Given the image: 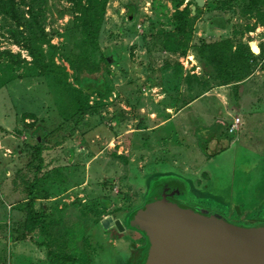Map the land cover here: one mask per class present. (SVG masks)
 Listing matches in <instances>:
<instances>
[{
	"label": "rangeland",
	"instance_id": "obj_1",
	"mask_svg": "<svg viewBox=\"0 0 264 264\" xmlns=\"http://www.w3.org/2000/svg\"><path fill=\"white\" fill-rule=\"evenodd\" d=\"M204 1L108 0L86 36L101 0H0V264H35V244L47 264H127L144 240L125 219L156 175L189 179L200 212L264 211V0ZM197 98L204 118L160 131ZM212 133L210 153L228 148L208 157ZM37 164L60 200L29 234L25 213L1 209L35 193Z\"/></svg>",
	"mask_w": 264,
	"mask_h": 264
},
{
	"label": "water",
	"instance_id": "obj_2",
	"mask_svg": "<svg viewBox=\"0 0 264 264\" xmlns=\"http://www.w3.org/2000/svg\"><path fill=\"white\" fill-rule=\"evenodd\" d=\"M194 3L201 8L205 1ZM192 188L189 179L174 173L148 183L142 204L125 219L124 226L144 240L127 264H264V211L257 222L237 225L216 210L200 212ZM112 224L106 220L102 226Z\"/></svg>",
	"mask_w": 264,
	"mask_h": 264
},
{
	"label": "trees",
	"instance_id": "obj_3",
	"mask_svg": "<svg viewBox=\"0 0 264 264\" xmlns=\"http://www.w3.org/2000/svg\"><path fill=\"white\" fill-rule=\"evenodd\" d=\"M107 1L108 0H101V3H100V16L97 18V17H92L90 15V12L91 10L93 9V5H92V2H89V5H87L85 8L87 9H84V13H85V16L83 17V33L86 35V36H89V30L92 28V27H96V30L98 28V24L100 23V20L102 18V16L104 15V10H105V7H106V4H107ZM177 14H180V13H177ZM176 14V15H177ZM226 43V41H225ZM224 44V43H223ZM211 50L213 51H218L216 49L215 46H211L209 47ZM245 52L246 54L249 53L250 56H252V54L250 53L249 49L247 47H245ZM209 62V65L213 68V70L215 71V73L217 74V76L219 78H221V80L223 79L224 83H231L233 82L234 80V75L232 73H229L227 74V78L224 79L222 77V69L215 65V61L214 59H209L208 60ZM71 93L72 95L75 96V98L78 100V97H79V103L77 104V111H79L81 114H83L85 112V108L87 107L86 105L88 104V99H87V96L86 95H83L81 91L79 90H71ZM89 114V113H87ZM90 114H92V112H90ZM85 116V115H83ZM80 123V121H76L75 123ZM214 140H219L217 137H214L213 133L210 134V135H207L205 141L203 143L200 144L202 150L204 151V153L208 156V157H213L217 154H219L220 152L226 150L228 147L225 145H222L221 143H218V145H220L221 147L220 148H217V146L212 150V152L210 153L209 152V145L212 141ZM218 142V141H217ZM40 149V147H39ZM39 153L41 152V150L38 151ZM37 158L38 160H40V154L37 155ZM121 159L123 161H125L124 157H121ZM38 166V167H37ZM36 166V169H35V181L37 180V174L38 172L40 171L39 169V165L37 164ZM39 169V170H38ZM34 184V183H33ZM193 187V186H192ZM26 197L28 198L27 199V202H25L23 204V208L22 210H24L25 214L27 217H29V228H28V233L31 234L32 231L34 230L36 224L38 223L36 220L38 219L37 215L35 214V211H34V207H33V204H34V199H35V193L34 194H28L26 195ZM136 209V208H135ZM235 209V207H234ZM237 209V207H236ZM134 210V209H133ZM132 210V211H133ZM36 229V228H35ZM49 252H47V256Z\"/></svg>",
	"mask_w": 264,
	"mask_h": 264
},
{
	"label": "crops",
	"instance_id": "obj_4",
	"mask_svg": "<svg viewBox=\"0 0 264 264\" xmlns=\"http://www.w3.org/2000/svg\"><path fill=\"white\" fill-rule=\"evenodd\" d=\"M153 89H158V88L153 87ZM150 90H152V89H150ZM199 100L200 99L197 98L196 100L192 101L188 105L187 109L190 108L191 111L184 112V110L181 109V110L175 112L174 115L165 117L162 120L163 122L159 125V127L161 126L160 127V131H162V130L163 131H166L164 129V126H167V128H169V131L168 132H171V131H174V130L175 131H179V129H177V127H181V126L178 125L177 123H180L181 120H182L181 118H183V117H191L192 118L191 119L192 121H194V119L196 121H199V119H201V117H203L201 115V112H200V108L202 106H201V104L199 105V103H200ZM165 110L168 111V110H170V108H166ZM188 112H190V113H188ZM207 112H209V111L207 110ZM207 116H209V113H207ZM58 119H60V117H58ZM54 120H57V117L54 118ZM61 120L63 122H66V120L63 117H61ZM36 128H35V130H36ZM172 128H174V129H172ZM42 138H44V137H42ZM38 139L40 140V142L42 141L41 140V137H38ZM40 158H42V152L40 154ZM37 176H38V174H37ZM43 182H44V179H40L39 178V180H38V177H37V180L35 181V199H34L35 209L34 210H35V214L38 217V219L36 220L38 223L36 224L35 228L40 227L39 221H42L45 213L46 214L49 213L50 207L52 205L51 202H56V201H59L60 200V196L51 197V196H48L47 194H44L45 191L43 189L41 190V187H40L41 184L43 185ZM81 190H82V188H81ZM60 207H61V205H60ZM22 208H23V205L22 204L21 205L19 204L17 206H16V204H12V205L9 206V209H8L9 211L8 210L5 211L4 209H1V212L2 213H5L7 216L9 215V216H12V217L13 216H17V215L23 216V214L25 212H24V210H22ZM2 210H4V211H2ZM44 249H46L45 246H39L38 247L35 244V264H47L46 258H45V251L44 252L41 251V250H44Z\"/></svg>",
	"mask_w": 264,
	"mask_h": 264
},
{
	"label": "flooded vegetation",
	"instance_id": "obj_5",
	"mask_svg": "<svg viewBox=\"0 0 264 264\" xmlns=\"http://www.w3.org/2000/svg\"><path fill=\"white\" fill-rule=\"evenodd\" d=\"M232 209H234V208H232ZM245 214H246V212H245ZM245 214L240 215V212H236L235 215L232 216L233 221H232V219H231V221L237 225H247V224L255 223L258 221L257 220V212L249 213L247 215H245ZM240 217H242V219Z\"/></svg>",
	"mask_w": 264,
	"mask_h": 264
},
{
	"label": "built area",
	"instance_id": "obj_6",
	"mask_svg": "<svg viewBox=\"0 0 264 264\" xmlns=\"http://www.w3.org/2000/svg\"><path fill=\"white\" fill-rule=\"evenodd\" d=\"M241 124H242V122L240 121L239 118L233 119V121L231 122V124L228 127L229 128L228 129L229 134H234L235 132H237V130Z\"/></svg>",
	"mask_w": 264,
	"mask_h": 264
}]
</instances>
